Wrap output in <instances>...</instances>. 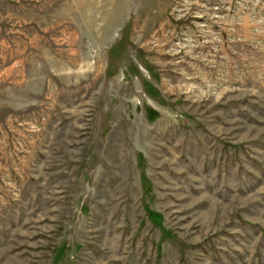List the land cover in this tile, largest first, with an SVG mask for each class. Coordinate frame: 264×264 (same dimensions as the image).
I'll return each instance as SVG.
<instances>
[{"label":"rangeland","instance_id":"374dc122","mask_svg":"<svg viewBox=\"0 0 264 264\" xmlns=\"http://www.w3.org/2000/svg\"><path fill=\"white\" fill-rule=\"evenodd\" d=\"M0 264H264V0H0Z\"/></svg>","mask_w":264,"mask_h":264}]
</instances>
